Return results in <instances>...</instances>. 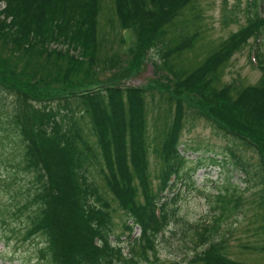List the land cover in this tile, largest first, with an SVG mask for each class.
Here are the masks:
<instances>
[{
    "label": "trees",
    "instance_id": "16d2710c",
    "mask_svg": "<svg viewBox=\"0 0 264 264\" xmlns=\"http://www.w3.org/2000/svg\"><path fill=\"white\" fill-rule=\"evenodd\" d=\"M100 1L0 0V168L7 173L8 188L20 186L13 190V217L30 211L25 239H44L45 264L148 262L176 213L179 195L167 196L177 187L172 177L181 180L204 166L234 170L231 162L225 166L224 159L210 155L183 174L188 163L180 149L185 121L202 118L217 135L234 138L236 145L241 142L258 156L260 189L249 222L263 242L253 251L264 254V52L257 50L261 78L256 85L222 83L233 56L264 33V0L247 1V25L198 67L174 72L171 84L161 77L142 87L126 86L125 81L104 85L99 78L115 65L98 58L108 39L98 22ZM198 1L114 0L115 16L109 23L134 29L140 40L129 50L135 51L131 66L138 72L126 74V81L140 72L148 52L164 43L167 28L176 22L183 27L175 28L178 41L164 53L168 61L199 40L203 15L195 7ZM234 21L225 17V24ZM168 68L173 72L171 64ZM157 93L168 108L155 118L157 143L151 151L147 97L155 102ZM231 152L236 167L245 164ZM152 154L162 163L156 188ZM20 174L29 179L26 189L18 184ZM229 193L215 195L211 223L197 225L190 236L184 233L183 247L195 251L185 264H247L229 257L225 239H214L222 223L239 212L246 215L240 209L243 193L237 188ZM113 202L126 218V255L120 240L112 238ZM135 226L141 229L138 236Z\"/></svg>",
    "mask_w": 264,
    "mask_h": 264
},
{
    "label": "rangeland",
    "instance_id": "374dc122",
    "mask_svg": "<svg viewBox=\"0 0 264 264\" xmlns=\"http://www.w3.org/2000/svg\"><path fill=\"white\" fill-rule=\"evenodd\" d=\"M248 0H199L196 8L202 10L203 20L199 23L200 38L194 42L192 47L185 50L181 56H174L169 61L165 58L164 53L173 48L178 41L176 30L183 27V24L176 22L175 27H168V35L164 37V43L158 47L152 48L147 55L145 63L136 76L126 81L124 76L133 70L131 66L134 61L135 51L131 50L137 41L140 43L139 34L134 30H122L117 23L112 26L109 23L111 17L115 16L114 0L100 1V22L101 28H105L108 32L107 43L104 50L100 51L98 58L114 65V68L104 70L99 76L104 85L113 82H122L129 87H142L151 81L164 79L163 82L170 80L174 82V72L183 74L189 73L198 67L204 58L215 48L219 47L223 41L230 37L231 34L237 32L247 25V8ZM264 7V5H263ZM230 16L237 21L225 24V17ZM185 17V16H184ZM184 17H182L184 19ZM186 18V17H185ZM264 18V13L262 14ZM117 22V19L115 18ZM181 39V38H180ZM63 48L61 42H57ZM66 49V48H65ZM134 49V48H133ZM257 50L264 52V33L258 39L252 38L248 45L241 51L237 52L224 68L222 83L223 84H239L242 86L256 85L261 78V72L256 67ZM168 62V65L166 64ZM157 64V65H155ZM171 64L173 72L168 66ZM167 84H171L168 82ZM55 86V85H54ZM157 100L154 102L150 96L147 97L148 107L150 109V128L149 142L150 149L154 151L156 141V130L154 121L159 114L167 112V105L160 104L158 100L160 94L157 93ZM157 107H160L159 109ZM154 118V120H153ZM169 121L173 118V112L168 116ZM185 129L182 133L181 141L183 145L181 149L184 151L188 163L182 167L183 174H188L190 168H193L198 160L202 157L217 155L222 160V164L226 166L227 162L232 163L234 170L230 167H206L201 168L198 172L183 177L176 181L177 188L173 193L167 196L171 199L175 193L179 195V202L176 208L175 216L171 219L164 232V235L158 241L156 252L150 257L148 262L142 264H185L194 257L195 251L191 247H183L182 238L184 233L188 236L192 235L197 227L201 224H209L212 222L215 212L213 207L216 205L215 195L218 192H226L229 194L237 188L243 193L241 200V210L233 215L228 221L221 224L218 234L214 235L216 241L225 239L226 251L230 258L247 264H264V254H258L253 251V247L262 244V237L254 230L255 225L250 224V220L254 214L253 200L258 198L257 186L259 177L258 156L250 149H246L241 142L236 145V140L232 137H222L215 133L212 124L205 119L192 120L186 119ZM188 148V149H187ZM194 148H198L197 151ZM232 149L240 156L244 165L236 167L234 165ZM150 172L153 178V185L156 188L159 181L155 180L161 171L162 163L158 160L156 154L151 157ZM205 165L208 163L204 162ZM246 169V171L244 170ZM232 172H229V170ZM6 171L0 168V264H45L41 257V249L44 246V239L33 237L25 239L28 228L30 227L28 215L23 214L22 217L16 219L13 217L16 206L13 200V190L17 187L14 185L8 188L10 182H6ZM18 180H23L18 184L26 189L29 179H24L23 175L17 176ZM97 181H102L97 179ZM102 185V182H99ZM231 190V191H230ZM109 198L112 195L108 194ZM16 204V203H15ZM6 210L4 215L1 211ZM113 240L122 239L125 251L127 253V232L124 228L126 218L123 211L118 209L117 203L113 202ZM4 221V222H2ZM2 222V224H1ZM125 234L121 236L122 233ZM139 229H135L134 234L138 235ZM121 236V237H118ZM206 248L204 246L199 251ZM157 259L158 262L152 261ZM124 264V261L121 262ZM126 264H132L127 261Z\"/></svg>",
    "mask_w": 264,
    "mask_h": 264
}]
</instances>
